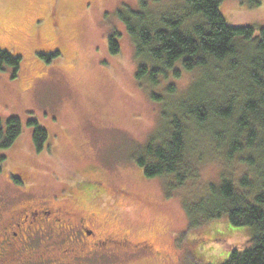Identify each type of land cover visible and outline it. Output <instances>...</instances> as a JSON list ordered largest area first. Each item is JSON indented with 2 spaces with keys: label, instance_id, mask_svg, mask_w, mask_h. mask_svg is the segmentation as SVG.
Returning <instances> with one entry per match:
<instances>
[{
  "label": "rangeland",
  "instance_id": "obj_1",
  "mask_svg": "<svg viewBox=\"0 0 264 264\" xmlns=\"http://www.w3.org/2000/svg\"><path fill=\"white\" fill-rule=\"evenodd\" d=\"M148 1L160 13L184 2ZM139 3L0 0V46L22 57L16 76L11 67L0 70V117L5 125L12 116L23 123L14 146L0 148V157H6L0 193L17 196L8 177L24 170L38 194L34 201L41 192L49 197L63 188L59 197L77 193L103 218L102 223L94 217L98 232L147 239L162 253L122 252L88 264H223L233 248L242 249L254 236L253 228L234 225L228 216L192 226L185 201L203 196L222 172L238 180L250 167L239 159L225 161L222 148L203 129L192 135L200 148L199 180L170 191L165 179L144 175L136 158L164 122V102L153 101L151 92L167 95L172 113L177 100L206 76V68L182 70L178 77L171 73L155 89L140 82L135 42L119 17L120 11L128 16L130 9L140 8ZM220 10L230 25L264 27V0H223ZM114 32L119 33L118 54L109 47ZM56 51L60 54L48 59ZM222 74L204 79L216 84ZM169 84L176 87L173 96L166 92ZM33 119L48 132L41 152L34 146Z\"/></svg>",
  "mask_w": 264,
  "mask_h": 264
},
{
  "label": "trees",
  "instance_id": "obj_2",
  "mask_svg": "<svg viewBox=\"0 0 264 264\" xmlns=\"http://www.w3.org/2000/svg\"><path fill=\"white\" fill-rule=\"evenodd\" d=\"M139 1L140 8L130 9L128 16L120 11L119 17L135 42L140 82L155 89L182 70L206 68L208 79L223 74L216 84L207 83L203 74L177 100L172 113L168 96L151 92L153 101L164 102V122L137 156V164L147 178L165 179L170 191L184 188L200 179V148L192 135L207 130L224 151L225 161L239 159L250 170L238 180L222 172L203 196L186 199L191 224L228 216L234 225L251 226L254 236L242 249L233 248L223 264H264V27L228 24L220 10L223 0H184L182 6L161 13L148 0ZM118 35L109 36L113 54L121 51ZM59 54L56 51L48 59ZM21 59L0 46V70L11 67L16 76ZM166 92L173 96L175 85L169 84ZM30 125L35 149L41 152L47 147L48 132L37 120H30ZM22 132L21 118L12 116L5 125L0 117V148L14 146ZM5 160L0 157V171Z\"/></svg>",
  "mask_w": 264,
  "mask_h": 264
},
{
  "label": "flooded vegetation",
  "instance_id": "obj_3",
  "mask_svg": "<svg viewBox=\"0 0 264 264\" xmlns=\"http://www.w3.org/2000/svg\"><path fill=\"white\" fill-rule=\"evenodd\" d=\"M14 172L17 176L8 178L17 196L0 193V264H88L142 251L162 257L153 241L98 232L94 217L102 223L103 218L77 193L41 192L34 201L38 194L26 172Z\"/></svg>",
  "mask_w": 264,
  "mask_h": 264
}]
</instances>
